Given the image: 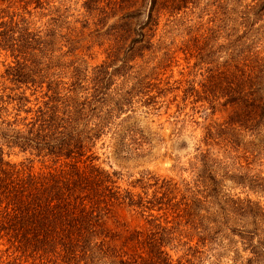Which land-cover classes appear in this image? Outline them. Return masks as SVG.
<instances>
[{
  "label": "rangeland",
  "instance_id": "374dc122",
  "mask_svg": "<svg viewBox=\"0 0 264 264\" xmlns=\"http://www.w3.org/2000/svg\"><path fill=\"white\" fill-rule=\"evenodd\" d=\"M87 1L0 0V33L24 19L47 53H38L41 87L18 89L7 76L16 61L0 48L1 120L29 119L25 110L56 102L49 83L60 84L57 102L124 107L98 145L99 163L120 174L122 189L148 197L166 192L173 208L152 213L172 232L165 247L171 263L264 264V124L233 126L235 151L226 135H211L235 116L223 97L231 86L248 77L264 95V0H124L106 10L107 1L92 10ZM148 15L145 39H138ZM18 102L28 103L18 112ZM131 130L127 143L136 151H118ZM1 146L11 163L29 157ZM106 223L113 232L148 228L126 205ZM11 253L0 252V264L12 261ZM18 264L51 263L26 256Z\"/></svg>",
  "mask_w": 264,
  "mask_h": 264
},
{
  "label": "trees",
  "instance_id": "16d2710c",
  "mask_svg": "<svg viewBox=\"0 0 264 264\" xmlns=\"http://www.w3.org/2000/svg\"><path fill=\"white\" fill-rule=\"evenodd\" d=\"M105 1L109 5L100 10L120 7L119 3L124 0H88L86 7L92 10L96 3ZM140 13L141 10H137L132 15ZM150 15L147 23L141 24L135 32L138 39H145L144 30L148 27L145 25L152 19ZM20 22L5 25L9 29L0 33V48L11 52L16 61L7 76L18 89L41 87L44 82L38 79V73H42L39 70L42 62L41 58L37 59L38 53L46 58L45 42L29 31L24 19ZM15 33H20V38L16 39ZM10 34L12 36H7ZM246 79L223 94L224 102H228L225 105L236 107L235 116H231L225 127L216 125L211 134L214 138L226 135L232 151L240 147L234 133L238 127L233 126L241 129L243 124L256 127L264 124V95ZM58 85L52 89L51 83L48 84L49 91L53 90L50 100L56 102L25 110L33 114L31 118L17 116L13 121H2L0 116L3 145L29 155L21 163H11L4 159L3 146L0 148V245L7 246L0 252H12L13 258L8 264H18L26 256L51 264H172L165 250L173 240L172 232L162 225L164 216L155 217L152 213L173 208L166 192L148 197L122 189L118 183L120 174L109 172L99 163L98 145L113 130L112 120L124 112V107L100 108L94 102H57L61 93ZM74 89L72 87L70 92H75ZM206 93L211 94L208 90ZM211 96L215 100L216 95ZM0 101L3 102V97ZM25 103L28 102H18V112ZM127 134L117 150L135 152L127 143L133 138V130ZM35 163L42 165L39 171H34ZM159 181L155 180L156 185ZM139 182L149 185L144 178ZM167 184L163 182L160 189ZM117 205L138 209L146 218L148 228L121 232L108 229L106 220Z\"/></svg>",
  "mask_w": 264,
  "mask_h": 264
}]
</instances>
